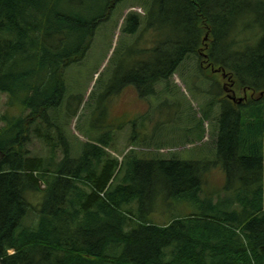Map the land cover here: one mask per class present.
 <instances>
[{
    "label": "trees",
    "instance_id": "1",
    "mask_svg": "<svg viewBox=\"0 0 264 264\" xmlns=\"http://www.w3.org/2000/svg\"><path fill=\"white\" fill-rule=\"evenodd\" d=\"M121 1L0 0V94L21 108L0 114V264H264V0H148L145 15H127L124 32H138L132 51L152 41L146 83L170 84L195 54L225 69L247 98L220 100L212 160L166 156L161 145L120 162L106 149L112 140L67 141L75 108L61 98L67 70ZM240 12L261 31L241 45ZM32 136L47 155L30 152ZM215 169L222 185L210 179ZM30 191L43 193L39 205ZM157 201L176 207L166 223L149 217ZM176 203L192 210L177 212Z\"/></svg>",
    "mask_w": 264,
    "mask_h": 264
},
{
    "label": "rangeland",
    "instance_id": "2",
    "mask_svg": "<svg viewBox=\"0 0 264 264\" xmlns=\"http://www.w3.org/2000/svg\"><path fill=\"white\" fill-rule=\"evenodd\" d=\"M146 1L148 0H123L118 3L110 13L109 18L96 29L92 45L85 53L83 60L77 65L76 70L73 66L67 70L70 88L68 95L71 92L72 94L70 95L69 106H66L65 102H61L63 103L61 107L75 108L74 117L69 121L67 127V141L75 143V139H72L75 133L84 137L80 138L82 141L93 139L99 133L94 132L95 130L92 131V128L104 126V112L99 107L101 103L100 91L104 88L113 67L118 64L120 59H123V50H127L124 48L128 37L123 30L125 24L123 20L127 18L126 14L131 12L145 13ZM247 12H240L238 15L239 27L233 31V36L239 40V45L245 41L254 40L258 34L260 36L261 32H259L260 29L257 25L253 29L245 18H242ZM171 32L172 34L169 33L168 36L176 34ZM154 34V30L143 32L142 39L149 40ZM97 71L98 73L94 74ZM212 71L209 65L200 63L198 56L189 54L179 65L176 73L171 74L170 84L162 81L157 86L156 98L158 101L152 97L146 99L145 107H141L140 110H143L144 114L139 118V124L136 121L131 124H136V138L130 140L134 128L129 125L123 129L114 128L112 130L113 135L118 137L109 148L115 153H123L130 148L140 152V150H144L143 148L154 149L163 145L164 148L160 150V153H164L163 155L169 156L172 152L186 159L207 158L209 161L211 158L205 156L210 152L212 158L215 155L214 148H217L215 139L218 132V119L221 115L220 107H222L218 100L212 107L207 106L209 100L215 101L217 99L214 95L215 90L219 87V94L222 90L221 86H218L220 74L218 72L212 73ZM224 75L230 76L227 71L224 72ZM93 77L95 84L92 81ZM233 88L235 89V87ZM210 89H212V93L209 92ZM236 93L238 96L243 95V92L239 90H236ZM116 109L117 107L114 108V110ZM20 110V107L8 105V94H0V114L17 115L20 114ZM106 117L109 119L110 116L106 114ZM91 134L93 135L91 136ZM88 136L90 137L88 138ZM27 148L32 154L45 156L49 153L47 146L35 136H32ZM113 152L112 154L116 155ZM61 155L60 148H58V156ZM210 173L211 177H209L210 179L213 178V183L222 185L224 181L223 172L215 169ZM207 179L209 178L207 177ZM27 197L33 205H39L42 202L43 193L30 191ZM173 203L175 202L173 201ZM143 205L145 206L146 203ZM150 205L152 204L147 203L148 210H145L144 214L150 210ZM175 205H177V212L187 213L192 210L191 206L181 203ZM153 208L154 211L149 217L157 223L169 221L171 213L176 210L174 205L162 206L159 201ZM32 221L33 223L36 221V217L32 214L26 217V222L32 223Z\"/></svg>",
    "mask_w": 264,
    "mask_h": 264
},
{
    "label": "flooded vegetation",
    "instance_id": "3",
    "mask_svg": "<svg viewBox=\"0 0 264 264\" xmlns=\"http://www.w3.org/2000/svg\"><path fill=\"white\" fill-rule=\"evenodd\" d=\"M137 34L138 32L134 35L126 33L128 40H126L124 48L127 47V51L123 50V62L119 65L116 64L113 67L107 77L104 88L100 91L99 98L101 103L99 104V107L102 108V112H104L106 125L104 124V126L100 128H98L99 126H95V128H105L110 131L108 133L111 134L107 133L110 138L107 135H97L99 138L104 137L103 139L105 141L112 140L113 142L118 137L117 135L116 137L113 135L112 130L114 128L120 127V129H123L125 126L129 125L135 129L136 124H131L135 121L139 124V118L144 114V111L140 110L141 107H145L147 102L146 99L152 97L154 100H157L156 91L157 86L160 84V79L154 80L152 83H146L145 78L144 56L147 47L141 45L139 46V51L135 52V50L132 51V46H130V44L135 43ZM141 36L143 35L141 34ZM125 53H127V55ZM135 61L138 62L137 66L135 65ZM77 65L73 67L75 68L74 70L78 67ZM68 74L66 80H68ZM71 94L72 92L69 95L67 94V96L64 95L61 102L65 101L66 104L71 99ZM115 107H117L116 110H114ZM106 114L110 116L109 119H107ZM112 138H114V140ZM130 138H136L135 131L130 135Z\"/></svg>",
    "mask_w": 264,
    "mask_h": 264
},
{
    "label": "bare ground",
    "instance_id": "4",
    "mask_svg": "<svg viewBox=\"0 0 264 264\" xmlns=\"http://www.w3.org/2000/svg\"><path fill=\"white\" fill-rule=\"evenodd\" d=\"M142 16L145 15V13L141 14ZM153 219V218H152ZM12 251V250H11ZM13 252V251H12Z\"/></svg>",
    "mask_w": 264,
    "mask_h": 264
},
{
    "label": "water",
    "instance_id": "5",
    "mask_svg": "<svg viewBox=\"0 0 264 264\" xmlns=\"http://www.w3.org/2000/svg\"><path fill=\"white\" fill-rule=\"evenodd\" d=\"M235 100V97H232Z\"/></svg>",
    "mask_w": 264,
    "mask_h": 264
}]
</instances>
